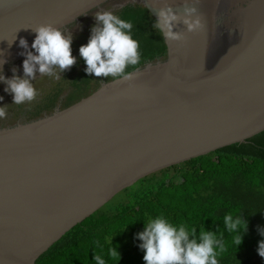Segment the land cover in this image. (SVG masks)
I'll return each instance as SVG.
<instances>
[{
    "label": "water",
    "instance_id": "obj_1",
    "mask_svg": "<svg viewBox=\"0 0 264 264\" xmlns=\"http://www.w3.org/2000/svg\"><path fill=\"white\" fill-rule=\"evenodd\" d=\"M127 1L157 19L165 3L183 15L195 7L203 29L174 31L164 60L103 82L65 108L0 126V264H37L73 227L140 179L246 142L264 131V0H0L3 75L23 77L38 25L72 34V55L88 42L94 13ZM89 24V23H88ZM15 40V41H14ZM14 41V42H13ZM13 42V43H12ZM11 44V45H10ZM32 81L38 94L63 78ZM0 82V107L15 104Z\"/></svg>",
    "mask_w": 264,
    "mask_h": 264
},
{
    "label": "trees",
    "instance_id": "obj_2",
    "mask_svg": "<svg viewBox=\"0 0 264 264\" xmlns=\"http://www.w3.org/2000/svg\"><path fill=\"white\" fill-rule=\"evenodd\" d=\"M107 8L133 24L131 34L140 45L141 61L127 71L166 58L162 34L153 28L156 20L144 5L127 1ZM86 23L83 33L89 35V40L95 22L88 19ZM85 69L83 58L76 56V64L64 71L53 88L38 94L31 103L15 104L13 115L0 121V126L68 107L103 82L113 80L89 75ZM229 213L234 218L242 216L247 222V231L239 232L243 240L238 247L233 239L237 233H229L223 223ZM160 215L189 231L195 228L197 236L202 229L216 233L225 245V251L218 256L219 264H264L257 251L259 242L264 240L260 234L264 229V131L246 142L140 179L120 192L114 203L103 206L64 234L38 258L37 264H96L95 254L101 255L106 264H144V251L139 247L142 242L136 236L144 230L148 218ZM114 247L121 259L109 255V249Z\"/></svg>",
    "mask_w": 264,
    "mask_h": 264
},
{
    "label": "clouds",
    "instance_id": "obj_3",
    "mask_svg": "<svg viewBox=\"0 0 264 264\" xmlns=\"http://www.w3.org/2000/svg\"><path fill=\"white\" fill-rule=\"evenodd\" d=\"M196 13L195 7H185L184 14L180 15L165 3L158 10L153 28L162 34L165 41H184V34L174 29L180 23L186 26L188 32L203 29L202 18ZM93 15L96 24L91 28L90 38L87 44L79 47V55L86 64V73L97 78L132 79L134 73L127 69L137 66L141 61L139 42L131 34L133 24L108 10H99ZM32 31L36 33L31 45L35 54L27 50L26 39L19 40V46L26 50L21 53L26 57L23 61V77L17 75V69L13 68L12 77L6 78L3 65L7 61L0 57V82L6 85L5 92L12 94L13 104L16 105L31 103L36 99L38 92L32 81L36 79L37 73L58 79L56 69L63 73L76 64L71 49V33L66 35L60 27L52 24L38 25ZM7 107H0V119L7 118ZM223 223L229 233H237L233 238L235 245H241L243 237L239 232L241 229L247 231V222L242 216L234 218L229 213L224 216ZM260 234L264 236V229L260 230ZM136 238L142 242L139 247L144 251V264H219L218 256L225 251L223 240L216 233L202 229L197 236L195 228L189 231L184 225L176 226L162 215L148 218L144 222V230ZM257 251L264 258V240L259 242ZM109 255L121 259L115 247L109 249ZM94 261L96 264H106L99 254L94 255Z\"/></svg>",
    "mask_w": 264,
    "mask_h": 264
},
{
    "label": "rangeland",
    "instance_id": "obj_4",
    "mask_svg": "<svg viewBox=\"0 0 264 264\" xmlns=\"http://www.w3.org/2000/svg\"><path fill=\"white\" fill-rule=\"evenodd\" d=\"M117 198H118V194L113 199H111L106 205L114 203L117 200Z\"/></svg>",
    "mask_w": 264,
    "mask_h": 264
}]
</instances>
